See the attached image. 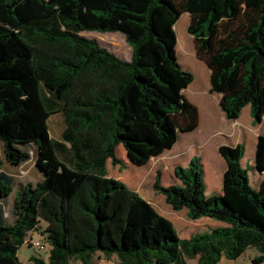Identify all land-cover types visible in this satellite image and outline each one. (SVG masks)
I'll return each instance as SVG.
<instances>
[{"label":"trees","instance_id":"1","mask_svg":"<svg viewBox=\"0 0 264 264\" xmlns=\"http://www.w3.org/2000/svg\"><path fill=\"white\" fill-rule=\"evenodd\" d=\"M186 12L196 55L210 71L209 92L219 94L226 118L237 119L249 105L261 123L264 0H0V140L9 163L28 161L34 148L43 171L20 187L5 215L15 178L0 159V264H21L18 250L25 241L34 245V230L50 244L49 262L35 259L39 264H97V252L116 264H217L250 246L259 250L253 263H264L263 134L259 189L241 165V143L218 147L226 161L220 194H206L197 156L175 166L179 184L165 186L156 173L153 188L174 210L224 223L189 238L108 174V159L122 166L118 145L143 166L198 126V109L184 94L194 75L176 50L175 24ZM83 31L122 33L130 60ZM57 113L59 137L48 126Z\"/></svg>","mask_w":264,"mask_h":264},{"label":"rangeland","instance_id":"2","mask_svg":"<svg viewBox=\"0 0 264 264\" xmlns=\"http://www.w3.org/2000/svg\"><path fill=\"white\" fill-rule=\"evenodd\" d=\"M190 23L189 13H183L175 24V32L177 36V55L179 62L185 70L193 73V82L185 89L186 98L192 102L199 112V123L196 129L190 132L179 133L178 141L175 146L177 149L184 147V152L165 151L157 157H153L147 166H137L133 164L122 144L118 145L116 154L125 160L127 165H123L122 169L108 162V174L121 181L127 183L132 189H138V193L152 201H156L161 197L162 202L156 203L159 211L169 218L175 225L178 234L185 232L203 233L209 232L212 222L218 221L209 218V221L200 219L191 220L187 217V212L183 210H174L165 200L161 193L155 192L153 184L155 182L156 173L161 172V183L165 186L179 184L180 181L175 175V166H187L189 157L194 155L200 161L203 171V180L207 195H217L222 192L223 187V168H220L219 161L222 156L218 151V145L227 140V131L231 128V121L227 120L223 110L219 105V94L210 93V71L206 63L199 59L196 55V44L194 37L188 32ZM81 35L96 39L99 44L118 57L124 60H130L132 49L127 44L125 37L120 32H99V31H83ZM186 50L184 52L183 50ZM242 121L245 122L243 119ZM63 120L60 114H53L48 121L49 130L55 135L60 136L63 129ZM221 131V132H219ZM191 149V151H189ZM31 158L20 164L14 165L6 160L5 148L0 140V159L3 161L1 169L14 176V190L5 200V215H9L12 211L17 192L23 183H36L42 178L43 171L36 165V151L34 148L30 151ZM257 169L254 167V170ZM250 175L253 178V168L249 167ZM134 188V189H133ZM136 191V190H135ZM166 205L168 210L164 209ZM157 207V208H158ZM221 223V221H218ZM42 229L45 223L42 224ZM32 242L41 241L45 244V248L41 249L31 245L27 241L22 244L18 250V258L21 264H39L35 259H42L49 262L50 244L46 236L40 230L31 232ZM259 255V250L255 246L248 247L245 252L236 259H229L223 256L217 264H255L252 259ZM93 260L97 264H116V257L107 258L102 252H97L93 256ZM189 264H198L196 258L188 260ZM72 264H82L80 260L72 261Z\"/></svg>","mask_w":264,"mask_h":264},{"label":"crops","instance_id":"3","mask_svg":"<svg viewBox=\"0 0 264 264\" xmlns=\"http://www.w3.org/2000/svg\"><path fill=\"white\" fill-rule=\"evenodd\" d=\"M243 119L245 120V122L242 121ZM227 120L231 121V125H230L231 128L227 131V133H228L227 140H224L221 144L218 145V147L220 145H222V144H227V145L234 146V145H237L238 143H241V144L244 145V149L245 150H244V155H243V157L241 159V165H242V167H244V168H246L248 170L249 180H250V183L253 186V188L259 189L261 180L263 178V174L261 172H259L257 169L254 170V167L256 168V150H257L258 137L261 134L264 135V116H263V120H262L261 123L255 124L254 121H253V118L251 116V113H250V106L247 105V106H245L242 109L241 114H240V116L237 119L231 120V119L227 118ZM62 131H63V129H62ZM62 131H61V133H62ZM219 132H221V131H219ZM61 133H60V135H61ZM175 144H174V146H175ZM174 146L172 148H170V149H167L166 151L184 152V153H186L185 149H183L184 147H180V148L177 149ZM117 147H116V149H117ZM189 151H191V149ZM194 154L195 153H193L189 157L188 163L190 162L191 158L195 156ZM119 159L122 161V166H120V165H116V166L120 170V169H122L123 165H127V164H126L124 159H122L120 157H119ZM109 161L111 162V160L110 159L107 160V166H108V162ZM147 164H145L143 166H147ZM219 164H220L219 165L220 168H223V165H224V170H223V174H224V172L226 170V161H225V159L223 157H222V160L219 161ZM249 167L253 168V171H254L253 178L250 175ZM42 178H43V175H42ZM24 184H26V183H23L22 185H24ZM134 190L138 191V189H134ZM146 200L148 202H150L152 204V206L160 214L164 215L163 212H160L158 210L159 207L156 206V203L160 204L159 202H162L161 197H159L155 202L150 200V199H146ZM163 208L168 210V207L166 205H164ZM186 212H187V210H186ZM201 220L209 221V217H202ZM210 222H212V225H211L212 228H210V231L213 228H216L218 226L224 225L223 222H221V223L218 222V221H210ZM184 231L185 232H182V234H179V236L181 238H189L190 236L193 235L192 232H189V233L187 232V228ZM261 264H264V263H261Z\"/></svg>","mask_w":264,"mask_h":264},{"label":"built area","instance_id":"4","mask_svg":"<svg viewBox=\"0 0 264 264\" xmlns=\"http://www.w3.org/2000/svg\"><path fill=\"white\" fill-rule=\"evenodd\" d=\"M34 245L41 248V249L45 248V244L42 243L41 241H35Z\"/></svg>","mask_w":264,"mask_h":264}]
</instances>
